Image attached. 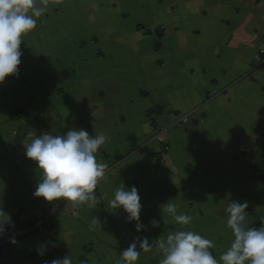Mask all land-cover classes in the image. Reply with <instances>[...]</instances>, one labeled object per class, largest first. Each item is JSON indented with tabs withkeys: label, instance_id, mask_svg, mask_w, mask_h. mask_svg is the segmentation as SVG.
Returning a JSON list of instances; mask_svg holds the SVG:
<instances>
[{
	"label": "crops",
	"instance_id": "0c3cea01",
	"mask_svg": "<svg viewBox=\"0 0 264 264\" xmlns=\"http://www.w3.org/2000/svg\"><path fill=\"white\" fill-rule=\"evenodd\" d=\"M46 12L23 37L18 76L0 85V208L11 222L55 207L49 252L28 238L7 264H123L121 252L147 236L136 264H160L155 241L177 230L234 240L227 205L247 202V223L264 221V0H37ZM183 118L184 121L182 120ZM86 130L108 139L96 154L106 177L98 200L50 204L34 197L39 172L28 135ZM123 184L141 198L137 232L109 201ZM172 203L192 217L181 226ZM97 218L100 225H92ZM159 227L153 228L151 220ZM8 225V224H5ZM139 250V246H138Z\"/></svg>",
	"mask_w": 264,
	"mask_h": 264
},
{
	"label": "clouds",
	"instance_id": "9594fccd",
	"mask_svg": "<svg viewBox=\"0 0 264 264\" xmlns=\"http://www.w3.org/2000/svg\"><path fill=\"white\" fill-rule=\"evenodd\" d=\"M46 12L45 6H38L37 0H0V85L9 76H18L22 52L20 51L23 37L37 27V19ZM32 137L29 143H24L25 156L35 162L39 172V181L34 197L43 198L45 202L64 200L74 205L88 203L89 207L98 200L95 190L99 181L106 177L107 165L97 160L98 149L108 139L99 134L90 136L83 128L71 129L66 134L43 133L37 135L34 131L28 133ZM141 198L135 186L129 190L123 184L114 192V198L109 201L112 209H122L127 214L129 222L135 221V229L139 233L145 229L140 222L142 210ZM248 203L233 201L227 205V225L232 230L234 240L230 247L215 258L211 248L213 242L191 230H177L167 235L166 239L155 241L158 251L163 253L160 264H264V221L259 228L247 223ZM55 207L52 212H55ZM163 211L173 220L187 226L192 217L178 214L176 206L168 203ZM10 216L0 208V236L5 232V224H10ZM153 228L159 227L155 219L150 221ZM92 225H100L95 217ZM10 243H17L15 238ZM139 246V250H138ZM153 243L147 236H137L129 246L121 252L123 264H136L141 251H151ZM43 256L47 244H41L36 249ZM45 264H49L45 261ZM50 264H72L71 257L56 258Z\"/></svg>",
	"mask_w": 264,
	"mask_h": 264
},
{
	"label": "built area",
	"instance_id": "2783aa9c",
	"mask_svg": "<svg viewBox=\"0 0 264 264\" xmlns=\"http://www.w3.org/2000/svg\"><path fill=\"white\" fill-rule=\"evenodd\" d=\"M259 65L264 66V39L260 49ZM185 118L182 120L184 121ZM57 215L52 212V208L46 210H38L35 214L27 218L24 213H18L13 221L5 225V232L0 236V264H7L9 259V249L13 245L10 243L15 238L17 243L28 238L36 237L39 242L35 244L34 251L41 244H47V252H49V234L51 229V221Z\"/></svg>",
	"mask_w": 264,
	"mask_h": 264
}]
</instances>
